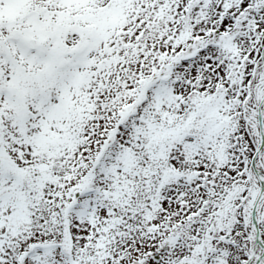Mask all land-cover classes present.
I'll return each instance as SVG.
<instances>
[{
  "label": "snow or ice",
  "instance_id": "obj_1",
  "mask_svg": "<svg viewBox=\"0 0 264 264\" xmlns=\"http://www.w3.org/2000/svg\"><path fill=\"white\" fill-rule=\"evenodd\" d=\"M0 264H264V0H0Z\"/></svg>",
  "mask_w": 264,
  "mask_h": 264
}]
</instances>
